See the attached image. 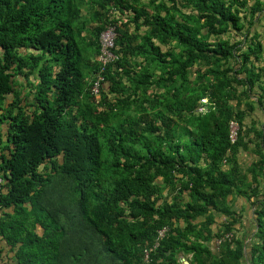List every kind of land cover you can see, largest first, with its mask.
<instances>
[{
  "label": "trees",
  "instance_id": "1",
  "mask_svg": "<svg viewBox=\"0 0 264 264\" xmlns=\"http://www.w3.org/2000/svg\"><path fill=\"white\" fill-rule=\"evenodd\" d=\"M0 179L1 262L264 264V0H0Z\"/></svg>",
  "mask_w": 264,
  "mask_h": 264
},
{
  "label": "built area",
  "instance_id": "2",
  "mask_svg": "<svg viewBox=\"0 0 264 264\" xmlns=\"http://www.w3.org/2000/svg\"><path fill=\"white\" fill-rule=\"evenodd\" d=\"M115 38H116V33L114 32L113 29H107L100 36L101 52L97 60L101 66V69L102 67L104 68V66H106L110 62H113L116 59V55L113 52L115 47ZM103 81L104 78L101 75H99L98 80L95 82L93 86V95L96 97L97 100L99 99L100 87ZM237 139H238V125L235 122H232L230 125V140L232 143H235ZM2 183L3 181L2 179H0V185H2ZM168 233H169L168 227H164L158 231V237L156 239L153 249L159 246L160 242L168 235ZM233 238L234 235L232 233H229L225 235L222 239L217 240L215 242L216 251H219L220 246L223 242H225L226 240L231 241ZM153 249L144 250V264H153L151 259V250Z\"/></svg>",
  "mask_w": 264,
  "mask_h": 264
},
{
  "label": "crops",
  "instance_id": "3",
  "mask_svg": "<svg viewBox=\"0 0 264 264\" xmlns=\"http://www.w3.org/2000/svg\"><path fill=\"white\" fill-rule=\"evenodd\" d=\"M254 159H255V156H253L252 154L249 155V154L244 153V152H241L239 154V161L244 168H247L249 165H251L252 162L254 161ZM246 200L247 199H245V198H231L230 203L232 201H234L235 206L233 207V209L236 210L237 212H239L241 217H242V219H241L242 226H243L242 230L244 232L245 231L251 232L254 230V226H255V224H254V213H253V208L251 206H249V204L247 203ZM246 236H248V235H246ZM250 240H251V238H247L246 243L250 242ZM211 248L214 252H217L215 244ZM191 258H192L191 255H189V254L186 255L182 252L178 255V263L179 264H190L189 260ZM0 264H12V263L5 260L3 262L0 261ZM246 264H250V263L246 261Z\"/></svg>",
  "mask_w": 264,
  "mask_h": 264
},
{
  "label": "rangeland",
  "instance_id": "4",
  "mask_svg": "<svg viewBox=\"0 0 264 264\" xmlns=\"http://www.w3.org/2000/svg\"><path fill=\"white\" fill-rule=\"evenodd\" d=\"M90 23H91V22H90ZM85 35L89 36V33H85ZM253 118H255L256 120H259V119L262 118V115H261L260 112H256L255 115H253ZM250 122H251V120H249V121L247 120V123H250ZM242 152H243V151H242ZM244 153H247V152H244ZM247 154L250 155V153H247ZM230 206H232V207L235 206L234 201H232V202L230 203Z\"/></svg>",
  "mask_w": 264,
  "mask_h": 264
}]
</instances>
